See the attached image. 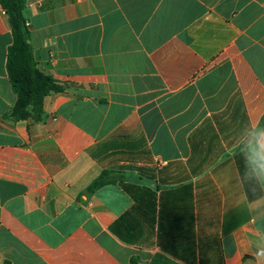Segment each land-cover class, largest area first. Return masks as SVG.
<instances>
[{
  "label": "crops",
  "instance_id": "crops-1",
  "mask_svg": "<svg viewBox=\"0 0 264 264\" xmlns=\"http://www.w3.org/2000/svg\"><path fill=\"white\" fill-rule=\"evenodd\" d=\"M24 15L63 91L44 121L11 117L0 4V264H254L237 149L264 116V0H26Z\"/></svg>",
  "mask_w": 264,
  "mask_h": 264
},
{
  "label": "trees",
  "instance_id": "trees-1",
  "mask_svg": "<svg viewBox=\"0 0 264 264\" xmlns=\"http://www.w3.org/2000/svg\"><path fill=\"white\" fill-rule=\"evenodd\" d=\"M0 4L8 15L13 35L8 55V73L17 101L11 117L16 121L32 119L42 122L45 97L52 92H61L63 88L37 68L24 15L26 0H0ZM261 122H264V116ZM103 184L102 176L89 190L94 191Z\"/></svg>",
  "mask_w": 264,
  "mask_h": 264
},
{
  "label": "clouds",
  "instance_id": "clouds-1",
  "mask_svg": "<svg viewBox=\"0 0 264 264\" xmlns=\"http://www.w3.org/2000/svg\"><path fill=\"white\" fill-rule=\"evenodd\" d=\"M237 151L242 160L243 182H255L249 190L251 195L245 192L249 212L257 219L251 254L254 264H264V122H248L241 127Z\"/></svg>",
  "mask_w": 264,
  "mask_h": 264
}]
</instances>
